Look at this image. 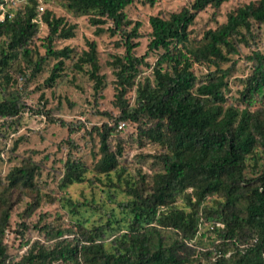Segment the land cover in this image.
<instances>
[{"label":"trees","instance_id":"1","mask_svg":"<svg viewBox=\"0 0 264 264\" xmlns=\"http://www.w3.org/2000/svg\"><path fill=\"white\" fill-rule=\"evenodd\" d=\"M60 1L74 17H87L95 35L107 32L118 37L115 46L124 50L115 61L118 122L94 128L100 158L93 173L107 177L117 171L122 147L119 143L113 150L111 136L120 131V122L125 128L135 124L140 138L157 144L155 158L162 169L149 182L141 176L127 189L131 200L124 206L130 223L109 247L102 241L103 227L43 223V239L21 242L22 252L14 256L7 243L12 215L23 206L15 229L21 239L45 218L40 215L35 223L31 219L42 204L44 186L37 180L41 166L31 157L23 158L5 175L0 173V264H264V175H245L248 158L256 157L258 150L264 153V50L248 57L252 70L241 92L243 108L226 106L227 71L220 69L229 55L237 54V45L245 41L253 24L257 30L264 29V0L237 7L224 24L206 31L202 45L194 48L189 46V28L197 15L229 0H192L167 18L151 16L146 55L163 53L152 68V80L146 77L137 86L135 105L130 108L124 96L135 84L146 56L135 55L141 23L124 14L135 0ZM142 2L154 7L157 0ZM14 8V17L7 14L0 23V126L8 129L27 112L39 113L25 105L22 92L51 58L56 63L46 79L48 87L61 77L64 61L72 63L76 56L71 67L78 71L89 67L98 96L105 77L99 72L96 43L87 41V50L80 52L69 47L56 50L53 43L72 39L76 25L52 11L39 13L37 0H25ZM38 19L47 28L44 54L31 48L39 32ZM107 22L111 26L103 28ZM194 64L209 70L208 79L198 85ZM12 73L19 82L25 81L22 89H14L17 81ZM87 171L82 162L67 158L58 188L83 183ZM179 198L183 208L176 205ZM202 225L211 236V248L195 257L194 241ZM166 231L171 235L164 236Z\"/></svg>","mask_w":264,"mask_h":264},{"label":"rangeland","instance_id":"2","mask_svg":"<svg viewBox=\"0 0 264 264\" xmlns=\"http://www.w3.org/2000/svg\"><path fill=\"white\" fill-rule=\"evenodd\" d=\"M40 1L44 11H52L56 17H63L69 25H76L75 36L69 40H56L53 48L59 50L69 47L80 52L87 50V41H94L98 52L99 72L105 78L102 90L97 96L93 89V80L89 76V67L84 66L81 71L71 67L77 59L74 56L72 63L69 60L64 61L61 77L52 87H48L46 79L56 63V60L48 59L42 72L28 84L26 91L22 92L25 105L39 110V113L27 112L20 121L8 129L0 126V173L5 175L23 158L31 157L41 166L37 180L44 186L41 207L31 218L35 223L40 215H45L36 229L25 231L24 238L21 239L15 229L20 222L19 212L23 206L21 205L20 210L12 215L7 243L14 256L21 254L19 246L21 242L24 243L28 239L32 242L43 239V232L40 231L43 223H53L65 228H69L73 223H79L87 229L103 227L102 241L109 247L115 236L127 231L130 223L129 209L124 206L131 200L127 189L139 181L141 176H145L149 182L153 173L162 169V165L155 158L159 152L157 144L140 138L137 126L129 124V127L111 136L112 149L115 150L119 143L122 147L117 171L107 177L93 173V166L100 158L99 137L94 128L100 129L103 124L112 125L118 122L120 109L114 92L117 80L115 61L116 58L123 56L124 50L115 46L118 37H110L107 32L95 35V27L89 24L88 18L74 17L62 7L60 0ZM253 1L255 0H229L218 9L207 7L197 15L189 28V46L194 48L202 45L206 31L217 29L237 7ZM191 2L192 0H157L154 7H149L142 0H135L132 5L126 7L124 14L127 19L133 23H141L140 38L137 39L138 47L135 50L136 57L145 56L147 53L151 32L148 20L151 16L167 18ZM110 26L111 24L107 22L103 28ZM257 28V25L253 24L250 34L243 31L245 41L237 45V54L229 55L228 61L220 65V69L227 71L225 79L227 86L224 89L226 106L232 104L243 108L246 105L242 102L241 92L252 70L248 57L255 51L264 50V29ZM46 36L47 28L41 24L31 48L44 54ZM162 53V50L152 51L145 56L144 64L140 66L135 78V84L124 96L129 108L135 105L137 86L146 77L152 80V68ZM192 71L197 79V85L208 79L207 68L194 64ZM210 71H215V68L212 67ZM12 78L17 81L13 85L14 89L24 87L25 81L19 82L16 73H12ZM60 121L65 123L64 127L60 126ZM15 143L16 148L12 150ZM67 158L82 162L88 171L83 183L59 189L63 163ZM261 174L264 175V153L258 150L256 157L248 158L245 175L247 178H255ZM69 203L76 207L75 210ZM176 205L183 208L185 203L179 198ZM163 235L168 237L171 233L166 231ZM210 238L211 236L206 233V225H202L194 241L195 257L202 249L211 248ZM199 258L200 262H205L203 258Z\"/></svg>","mask_w":264,"mask_h":264},{"label":"built area","instance_id":"3","mask_svg":"<svg viewBox=\"0 0 264 264\" xmlns=\"http://www.w3.org/2000/svg\"><path fill=\"white\" fill-rule=\"evenodd\" d=\"M25 0H3V3L0 4V23L3 22L5 16L9 14L11 17H14L15 15V8L14 4H20L21 2H24ZM38 1V12L42 13L44 8L41 4L40 0ZM38 23L41 25L40 19H38ZM125 124L120 122L118 125V130H124Z\"/></svg>","mask_w":264,"mask_h":264}]
</instances>
